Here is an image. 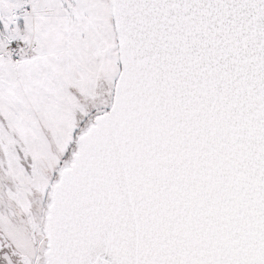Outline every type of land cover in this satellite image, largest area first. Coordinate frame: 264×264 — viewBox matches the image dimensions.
I'll return each mask as SVG.
<instances>
[{
  "label": "snow or ice",
  "instance_id": "obj_1",
  "mask_svg": "<svg viewBox=\"0 0 264 264\" xmlns=\"http://www.w3.org/2000/svg\"><path fill=\"white\" fill-rule=\"evenodd\" d=\"M0 264H264V0H0Z\"/></svg>",
  "mask_w": 264,
  "mask_h": 264
}]
</instances>
